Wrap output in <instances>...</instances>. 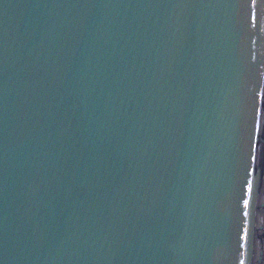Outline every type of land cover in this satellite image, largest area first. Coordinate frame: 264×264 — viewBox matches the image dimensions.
<instances>
[{
    "label": "water",
    "instance_id": "obj_1",
    "mask_svg": "<svg viewBox=\"0 0 264 264\" xmlns=\"http://www.w3.org/2000/svg\"><path fill=\"white\" fill-rule=\"evenodd\" d=\"M0 264H264V0H0Z\"/></svg>",
    "mask_w": 264,
    "mask_h": 264
}]
</instances>
